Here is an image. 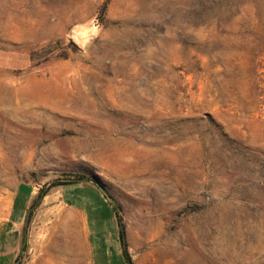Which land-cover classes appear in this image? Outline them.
<instances>
[{
    "label": "rangeland",
    "instance_id": "374dc122",
    "mask_svg": "<svg viewBox=\"0 0 264 264\" xmlns=\"http://www.w3.org/2000/svg\"><path fill=\"white\" fill-rule=\"evenodd\" d=\"M77 173L133 264H264V0H0V264L84 262L82 188L121 264Z\"/></svg>",
    "mask_w": 264,
    "mask_h": 264
},
{
    "label": "crops",
    "instance_id": "0c3cea01",
    "mask_svg": "<svg viewBox=\"0 0 264 264\" xmlns=\"http://www.w3.org/2000/svg\"><path fill=\"white\" fill-rule=\"evenodd\" d=\"M76 184H79L80 186H82L84 188H85V186L89 187L90 192H93L94 194H98L101 201H105L108 203V206H106V207H108V214H109V217L111 219V223H113V225H114L113 229L111 230V235L114 236L113 245L117 248V251H118L119 255L121 256V261H120L121 264H127L126 260L123 256L121 244H120L119 237H118V224H117V218H116L114 208L109 203V201L105 198L101 189L98 186H96L95 184H93L92 182L82 179L80 181H76ZM81 192H83V193L85 192L83 190V188L81 190H75L74 194L69 196V198H72V197L75 198V201H71L70 199H67V197L65 196L66 192L63 189V192L61 195L62 202L67 206L68 210L71 212L70 214L75 215L82 224L83 235L85 237V240H84L83 246H81V244L79 245L80 250H82L80 257L82 258V254H84V252L86 254V257H85L84 262H83V258H82V261L80 262V264H82V262H83V264H100V263H95L94 259H93V246H92V243L89 239V234H90L91 230H90V225H89L88 220H89V216L91 214L96 219H99L103 215V212H99V211L97 212V209H98L97 206H93L92 208H90V212H89V207H90L89 199H86L87 196L85 197V195ZM20 195H21V191L19 190L15 194L14 204L16 203V198H18ZM23 200L24 201H23L22 207L20 209V212H21L20 218L24 217L26 209L28 207L29 199L27 198L26 194L24 195ZM110 242L112 244V240ZM50 247L51 246L48 244V245L40 246V249H39V245H36L34 242H32V248L34 251H33V258H31V260L34 258H37V259L42 258V261H43L42 264H45L44 263L46 260L45 257H47L49 254L53 255V253H54L53 250L51 253ZM98 247H99V251L103 255L106 256L107 249L105 246V242L102 239L98 240ZM38 249L40 251H36ZM6 250L10 251L11 249L7 248ZM11 251L12 252H10V255L12 256L11 257V259H12L15 256L17 250H15V251L11 250ZM38 253H39V255H38Z\"/></svg>",
    "mask_w": 264,
    "mask_h": 264
},
{
    "label": "trees",
    "instance_id": "16d2710c",
    "mask_svg": "<svg viewBox=\"0 0 264 264\" xmlns=\"http://www.w3.org/2000/svg\"><path fill=\"white\" fill-rule=\"evenodd\" d=\"M84 178H88L89 179L90 177H88L87 174H85V173H77V175L74 178H71L69 180V182H74V181H77V180H82ZM43 194H44L43 190H41L37 194V196H36L37 197L36 198V202H37L38 199H40L42 197ZM115 214H116L117 224H118V237H119V241H120V244H121L123 256H124L127 264H133V262H132V260H131V258L129 256V253L127 251L126 240H125V231L123 229V225H122V223H121V221L119 219L118 213L116 212ZM26 220H27V217L25 218V223H26ZM23 227L25 228V225ZM22 244H23V239H22Z\"/></svg>",
    "mask_w": 264,
    "mask_h": 264
},
{
    "label": "bare ground",
    "instance_id": "6f19581e",
    "mask_svg": "<svg viewBox=\"0 0 264 264\" xmlns=\"http://www.w3.org/2000/svg\"><path fill=\"white\" fill-rule=\"evenodd\" d=\"M22 110H27V109H22ZM7 119V118H6ZM13 122L9 121L6 123V127L13 128L14 125H12ZM24 136V135H22ZM21 134L19 132H17L14 128V130H11L9 133H7V141L8 144L11 145L12 147L16 148L17 146L23 145L24 142L21 139ZM78 262V261H77ZM47 264H71V262L67 260H62V259H58V258H50L47 261Z\"/></svg>",
    "mask_w": 264,
    "mask_h": 264
},
{
    "label": "water",
    "instance_id": "95a60500",
    "mask_svg": "<svg viewBox=\"0 0 264 264\" xmlns=\"http://www.w3.org/2000/svg\"><path fill=\"white\" fill-rule=\"evenodd\" d=\"M75 36H77V35L75 34Z\"/></svg>",
    "mask_w": 264,
    "mask_h": 264
}]
</instances>
